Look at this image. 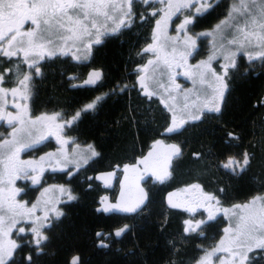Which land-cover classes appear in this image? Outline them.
<instances>
[{
    "label": "trees",
    "instance_id": "trees-1",
    "mask_svg": "<svg viewBox=\"0 0 264 264\" xmlns=\"http://www.w3.org/2000/svg\"><path fill=\"white\" fill-rule=\"evenodd\" d=\"M213 2L211 10L196 17V30H210L228 15L232 0ZM142 7L141 21L95 50L92 64L104 71V78L94 89H72L69 76L77 66L67 56L46 62L39 67L41 74L33 75L27 105L32 117L60 114L67 119L96 95L106 94L93 112H84L76 126L66 128L68 136L77 134L81 141L94 142L101 155L87 168L58 170L48 176L47 185L62 184L72 198L61 203L60 216L43 224L41 234L46 239L39 248L29 229L13 236L21 245L13 256L15 264H29V256L31 264H70L73 256L80 257V264H192L209 248L219 228L212 225L206 234L211 239L203 243L197 236L185 237L183 218L171 212L167 203L173 188L204 183L205 192L225 206L264 196V57L250 62L241 57L228 77L221 113L186 123L170 138L184 150L170 184L143 183L144 208L126 222L100 211L106 194L104 177L111 176L102 170L136 159L150 142L164 138L171 124L167 110L147 102L133 85L134 64L148 43L155 19ZM77 68L79 75L86 74V65ZM4 83L8 87L9 78ZM245 153L250 163L239 176L221 168L230 157L242 161ZM125 226L122 237L116 236ZM252 264H264L261 255Z\"/></svg>",
    "mask_w": 264,
    "mask_h": 264
},
{
    "label": "rangeland",
    "instance_id": "rangeland-1",
    "mask_svg": "<svg viewBox=\"0 0 264 264\" xmlns=\"http://www.w3.org/2000/svg\"><path fill=\"white\" fill-rule=\"evenodd\" d=\"M153 1L156 4L151 8V12L149 10L148 12H150L152 16L153 12H155V19L152 22L150 32V41H153L154 48L147 52L148 54L153 53L154 55L155 64L153 69L155 72L158 69V80L156 78L153 83H151L152 91L157 94L164 103H167L171 116L172 114H175L178 121L180 117H184L187 120L186 123H189L195 121L191 119L192 114L199 112L201 113V116L203 115L206 103L209 104V102L212 101L211 98L207 99L206 97L215 96L216 101H218L216 89L220 87V82L212 76L213 71L218 75L224 76V82L227 84V87L223 89V95H226L225 92L228 89V77L231 75L230 72L235 68L229 65V59L235 60L236 65L241 57H244L248 62L263 58L256 56L255 53L264 50V27H261L259 23L262 16L261 9L264 7V0H255L254 6L251 4V0H245L251 10L256 13L255 18H250L247 21H245L244 17L245 15H248V13L234 11L239 0H232L228 15L214 24L212 29L209 28L210 30L201 31L196 30L194 25L195 19L197 16L203 15L212 9L216 4L213 0H190V2L189 0ZM141 2L142 1H139V3ZM183 3H188L189 6L179 7V10H177L178 5ZM138 5V2L135 0L131 7L132 15L129 17L125 15L128 10L126 0H105L103 11L107 13V16L99 15L97 17L96 28H90L92 35H85L82 39L69 41L68 44L64 46L62 52L60 50H57V52L64 54L70 53L79 60L85 59L89 52V45L95 43L97 38L101 41L103 38L118 33L121 26L125 28L134 21L137 13L135 7H138ZM197 9L200 11L197 12ZM186 17L192 18V23L186 25L185 30L182 31L179 26L184 23ZM253 19L257 22H253ZM122 20L123 23H121ZM157 21H159V24ZM217 25L220 26L219 29H217ZM241 29H243V31H241ZM253 33H255V35H253ZM246 34L248 39L252 41L251 44L245 42ZM232 39H235L237 42L229 43L228 41ZM192 41L195 42L194 48ZM149 43L150 42L147 44ZM241 44H244L243 48H241ZM173 49H175V51H173ZM238 49L239 51H237ZM144 50L145 48L142 52H145ZM188 52H191L192 55H187ZM231 52H236V55L234 57L231 56ZM247 53H252L253 58L250 59ZM226 56H228L229 59H225ZM197 65H199V67H197ZM32 70L33 69H31V71ZM225 70H227L226 76L224 75ZM20 71L21 69L16 70L17 76H15V80L17 81L18 78L21 77ZM199 73H204V83L200 82ZM154 77H156V74L153 78ZM3 88L6 89V87ZM14 88L19 89L17 95L19 94L18 100L20 102L15 108L10 107L7 99L8 94L5 95L4 93H0V117H2V119H0V145H3V147H0V154L8 153L10 149L17 154L18 151L23 152L28 148L20 147L19 150H17V147L19 146L13 147L12 144H4L5 140L12 141L13 126L20 128L21 118L26 122L25 126L31 130V145L45 137L52 138V136L58 137L59 135L64 138L65 142L72 143L71 137L66 133V128L68 126L64 125L58 127V125L63 124L64 120H71L72 117L63 119L56 116L55 119L45 118L32 124L31 121L36 120L37 117L28 115L29 110L26 105L31 99V89L27 88V90H25V88H22L21 86L18 88L16 85ZM219 103L216 106H218ZM9 113L13 115L10 117L8 115ZM9 120H11V124L9 123ZM64 153L63 156H60L58 153L52 158H49V160L59 168L74 170L77 167L76 165L82 164L85 159H87V153L83 151L82 155H80L81 159L75 164V153L73 152V149L64 147ZM159 153H161L162 157H159L158 155L152 157L153 162H151V166L153 169L156 168L154 169L155 171H158L156 167L157 165H160L161 170L166 167V163L172 152L161 150ZM14 159L9 171H5V165L0 163V189H3V192H0V198H2L5 203L11 198L13 202L23 205V208L20 209V211L25 212L26 215L18 217L17 219L19 220V223L15 226L22 224L24 221H29L31 222V226L26 229L37 227L41 233L44 223L49 219L52 220L60 216V205L71 197L70 193L65 187L61 186L62 184L47 185L40 188L39 193L30 203L25 204V201L18 203V201L14 199L16 198L13 184L14 174H18L14 171L16 158ZM150 159H148V162H150ZM223 169L230 171L232 175H238L240 173L239 169L236 170L235 174L230 169H225L224 167ZM134 171H139V169ZM138 174L139 173L136 172H130L127 174L128 181L125 183L127 184L125 190L127 196H129L130 193H133L131 189H134V187L137 191V196H141V175ZM107 179L104 178V180ZM111 179H113V177L109 178V180ZM123 194L124 190L122 192V198ZM253 198L254 197L246 202L239 203L241 205L249 204V208L247 209L234 208L233 206L235 204L228 208H223L224 213L225 209L229 210L225 213V216L229 220V225L225 229H229V231L227 233L225 232V235L222 238L224 243L221 244L220 240L217 246H219L220 249L229 248L230 251H214L217 246L213 249L210 248L205 256H202L205 260V264L217 261L219 252H224V259L228 260L226 264L244 263L245 260H242V256L248 252L247 246L236 248L230 244V240L235 234L234 228L235 225L239 223V216L258 214L260 208L264 206V200H257L255 203H250ZM128 200L129 198L125 197L122 199V202ZM32 205H36V207L32 209ZM29 209H32L31 212H28ZM15 226L10 231L6 228L8 234L0 236V239L5 242L11 240V235ZM22 226H25V223H23ZM235 257H237L236 262ZM201 259L199 261H201ZM198 262L196 264H198Z\"/></svg>",
    "mask_w": 264,
    "mask_h": 264
},
{
    "label": "flooded vegetation",
    "instance_id": "flooded-vegetation-1",
    "mask_svg": "<svg viewBox=\"0 0 264 264\" xmlns=\"http://www.w3.org/2000/svg\"><path fill=\"white\" fill-rule=\"evenodd\" d=\"M139 1H142V2L139 3ZM136 2H138L139 5L138 7H135V9L137 10L136 17L134 21L131 22V24H129L130 26L128 25L125 28L121 26L118 33H115L111 36L103 38L98 44L91 43L88 49L89 52L85 59L79 60V59H76L70 53L64 54V53L57 52V54L52 57H49L47 56V54H45L44 58L42 59H39L37 57H34L33 55H30L27 58V62H26V58L23 52H17L16 55L10 58L0 55V73H3L4 75V80L0 82V87H6L4 85L5 84L4 82L6 81L7 78H9L10 85H8L6 89H9L8 91L9 94H8L7 99L9 101L10 107L15 108L20 104L18 100L19 94L17 95V93H19V89H17L15 94L11 92L10 90L13 89L15 85L18 88H20V86L22 88H25V86L20 83V81L24 79L25 75L29 76V80L25 81V84L27 85V88L31 89V81L33 79V75L35 74L39 76L41 74V70L39 71V73H36L34 68H29V63H31L33 59H38L37 66L41 67L46 62L57 60L63 56H67L69 57V60L73 64H75V66L77 67H83L84 65L87 66L85 75H81V74L79 75L80 69L75 67L76 72L72 74V76H69L70 79L73 81L72 89L74 90L94 89L95 87H97V85H99L104 78V71L100 68L98 69L95 68L94 65L92 64L95 58V50L101 45H103L104 42L107 41L108 39L113 38L114 36H118V34L123 33L125 30H130L132 27H134L135 23H137L138 21H141L142 20L141 11L143 8L142 6L146 7L151 12V8H153V5L155 6L156 4L153 0H148L147 3L143 2V0H136ZM148 10H146V12L152 16V14L148 12ZM29 26L30 25H25L26 28ZM31 27H34V26H31ZM150 40H151V37L149 35L148 42L150 43L147 45L146 44L143 45L145 49L149 48V46H151V50L154 48L153 41H150ZM49 47H51V45H49ZM143 47H142V50L144 49ZM0 48L6 49L7 45L4 44L3 42H0ZM140 50H139L140 59L138 60V62L134 64V68H133V75H134L133 85L136 87L141 97L147 99V102H151V103L154 102L158 106L159 104H161V106L165 110H167V113L170 114L171 118H169L168 121L171 122L173 114L171 116L170 110L167 107V103H164V101L152 91L151 83H153V81L156 78L158 80V69L156 72L153 69L154 64H155L154 55L153 53L148 54V52L146 51L141 52L142 50L141 51ZM149 61H152V63H149ZM17 69H21L20 71L21 77L18 78V81L15 80V76H17L16 75ZM31 69L33 70L31 71ZM95 73L100 74L98 78L94 75ZM155 74H156V77L153 78ZM90 79L92 82L86 83V81H89ZM227 92H228V89L225 92L226 95H227ZM216 95H217L218 101H216L215 96L206 97L207 99L208 98L212 99V101H210L209 104L206 103V105L208 107H211L213 105H217L220 102L218 105L220 108V111L219 112L209 111L208 107H206L203 115L201 116V121L203 119H206V117L208 116L210 117L218 116L221 113L226 95L224 94L225 97L223 95L222 98L219 96L218 92H216ZM105 97H106V94L103 93V95H99V96L96 95L95 97L90 99V102H88L86 105L92 103L93 101H96L95 107L93 109H88L87 111H83V109H85L86 107L85 105L82 110H76V112L72 115V117L75 116L77 112H80V116L75 122L72 123V126L74 127L78 124L84 112H87V113L93 112L94 109L101 103V100L105 99ZM97 98H100V99L97 100ZM28 104L29 102L26 105ZM59 117H61L60 114H59ZM175 133L176 132L168 133L166 131L164 138L150 142L147 149L139 153V156L136 159L129 161V162L125 161L120 164H115L113 165L111 169H108V170H102L103 173H105L106 175H111V176L104 177L108 179L103 181L104 186L106 188V194L101 199L102 207H100V211L104 212L107 217H110L112 214H114L115 216L123 217L125 218L124 221L126 222L127 218L135 217L139 215V213L143 210L145 201L136 212H124V211H120L119 209L111 207L112 205H121V206L133 205L140 198V196H137V191L135 187L134 189H131L133 193H130L129 196H127L126 194L125 190H126L127 184L125 183L128 181L127 174H129L130 172H136V173H139L138 175H141L140 176L141 186L143 183L147 182L148 180H152L153 182L159 183V184H165V185L170 184V182L174 178L173 170L176 164V160L180 157L183 158L184 156L183 148L180 147L177 142H174L173 140H171L172 139L171 137H173ZM58 137L56 136H52V138L45 137L44 139H41L33 143L31 147L26 148L23 152L18 151V153L15 154L14 158H16V162L14 166L23 168V171L19 172L18 174H14L13 184H14V192L16 193V198L14 199L17 200L18 203L25 201L24 203L28 204L31 201H33V198H35L37 194L39 193L40 188L47 186V178L49 175L54 174L58 170L66 169V168H59L58 166H56L53 162L49 160V158H52L54 155L58 153L60 154V156H63L65 154L64 147L73 149V152L75 153V164H77V162L81 159L80 155H82L83 151L87 153V162L86 163L83 162L80 165H76L77 166L76 169L74 170L71 169L73 171L87 168L90 164L95 162L101 155L99 148L94 144V142L81 141L79 135L77 134L71 137L73 144L65 142L64 138L60 137V135ZM157 141H160V143H156ZM170 145H178L181 149V154L179 156L174 155L173 150L171 149ZM89 146H91V148ZM160 149L166 152L167 151L172 152L166 163L167 164L166 168H167V171L170 173V175L164 181V183H160V181L157 180L156 175H154V172L162 171L160 165L156 166L158 171H155L154 169L156 168L153 169V167L151 166V162H153L152 160L153 156L158 155L159 157H162L161 153H159L161 152ZM93 150L97 153V155H92ZM149 153H152V155L149 156ZM41 157H43V159H41ZM145 157H148V159L151 158L150 162H148L149 166L147 169H145L144 164L140 163V161L143 160ZM76 158H77V161H76ZM21 161L27 162V163L21 165L20 164ZM224 163L225 162L221 163L222 169H223ZM125 166H128L127 169H125ZM136 169H139V171H134ZM25 172L28 173V175H25ZM227 172L230 173V171H227ZM240 174L241 173H239L237 176H239ZM110 177H113V179L109 180ZM193 185H198V187H192ZM204 185L205 184L201 182H194V183L185 184L183 187H175L169 193L168 199H167V203H168V207L170 211L174 213H178L183 218L182 225H183L185 237L197 236L198 239H200L199 242L203 243L207 239H211L206 236L208 232L210 234V231H209L210 227L212 225H218L219 231L215 233L214 236H212L213 241H211L209 248H206L202 253H200L198 258L194 260L192 264H196L202 258V256H205V254L210 248L213 249L214 247L218 245V242L222 240L223 236L225 235V228L229 225V220L227 219V217L225 216V213L223 212V208H228L229 206L222 205L221 202L217 198L211 201L206 199L207 195L210 193L205 192ZM16 189H19V192H16ZM123 190H124L123 198L128 197L129 198L128 201L122 202ZM142 190L143 192H145L143 187H142ZM31 191L35 192V194L32 195L33 197L32 199L28 198L30 196ZM132 201H133V204H132ZM216 201H219V203H217ZM172 205H176V206L173 207ZM106 208L108 209V211L104 210ZM209 214H211L214 218L209 220ZM186 220L191 221V227H195V225L200 221H206V223H203L200 225V228L203 229V234H199L200 232L199 229H197L196 231H189L186 233L185 228L189 227V225L185 224ZM23 223H25V226H23L25 230L26 228L31 226V222L29 221H24ZM23 223L18 226H15L12 232V235H11V240H13V236L18 234V232L16 231V228H19L20 226H22ZM29 231L32 232V229L29 228ZM123 233L118 237L121 238ZM223 253L224 252H221V253L219 252L218 257H217L218 260L210 264H226L228 260L224 259L225 255H223ZM246 255L249 257V259L245 260L243 264H252L255 259H258L260 257V255L262 259L264 260V252L259 251L256 248H253L252 251H248ZM236 260H237V257H235V262Z\"/></svg>",
    "mask_w": 264,
    "mask_h": 264
},
{
    "label": "snow or ice",
    "instance_id": "snow-or-ice-1",
    "mask_svg": "<svg viewBox=\"0 0 264 264\" xmlns=\"http://www.w3.org/2000/svg\"><path fill=\"white\" fill-rule=\"evenodd\" d=\"M135 0H126L128 5V10L125 15L131 17V7ZM143 2L147 3L148 0H143ZM190 2V0H189ZM251 4L255 5V0H251ZM105 6V0H0V42H3L7 45V48H0V55L6 57H12L17 54V52H23L26 62L27 58L30 55L37 57L39 59L44 58L45 54L47 56L52 57L57 54V50L63 51L65 45L68 44L69 41H75L77 39H82L83 36L89 35L90 28H96V19L99 15L107 16V13L103 11ZM188 3L179 4V7H188ZM200 10L197 9V12ZM234 11H242L248 13L245 15L244 19L247 21L250 18H255L256 13L251 10V8L246 4L245 0H239L238 5L234 8ZM261 19L259 23L261 27H264V7L261 9ZM155 15V12H153ZM231 15V13H230ZM253 22H257L253 19ZM123 23V20L121 21ZM159 24V21H157ZM192 23V18L186 17L184 23H182L179 28L180 30H185V26ZM25 25H30L29 27H25ZM34 26V27H31ZM130 26V25H129ZM219 25H217V29H219ZM243 31V29H241ZM255 35V33H253ZM226 38V37H225ZM191 39V38H189ZM229 43H236L235 39L229 40ZM245 42L247 44H251V40L248 39L247 34L245 35ZM95 43H100L99 38L95 40ZM194 41H192L194 48ZM51 45V47H49ZM244 47V44H241V48ZM151 46L146 48L144 51H150ZM175 51V49H173ZM239 51V49L237 50ZM251 58H253L252 53H247ZM183 55V53H182ZM187 55H192L191 52H188ZM231 56H235L236 52H231ZM256 56L264 57V50H261L258 53H255ZM225 59H229L228 56ZM152 63V61H149ZM204 63V62H201ZM38 65V59H33L31 63H29V68H34L36 73H39L40 68ZM229 65L231 67H235V60L229 59ZM199 67V65H197ZM10 71V69H9ZM97 78L99 77V73L94 74ZM224 75H227V70H225ZM212 76L220 82V87L216 89L219 96L223 97V89L227 87V84L224 82V76L218 75L216 72H212ZM200 82H205L204 73H199ZM4 80L3 73H0V82ZM29 80V76L25 75L24 79L20 81L21 84L25 86V90H27V85L25 81ZM92 82L91 79L86 81V83ZM143 87V85H142ZM9 89H5L0 87V93H4L5 95ZM15 93L17 89L13 88L10 90ZM100 98H97L99 100ZM96 101L86 105L83 111H87L88 109H93L95 107ZM205 107H208L205 105ZM209 111L219 112V106L213 105L208 107ZM11 117V113L8 114ZM59 114H55L53 117H47L48 119H55ZM80 116V112H77L75 116L71 118V120H64L62 125H58V127H62L67 125L71 127L72 123L75 122ZM46 117L41 116L37 117L36 120L31 121L32 124H35L38 120H43ZM201 118V113L197 112L196 114L191 115V119L199 120ZM2 119V117H0ZM187 122L184 117H180L179 121L175 114L172 117L171 125L166 129L168 133L178 132L183 128V125ZM11 124V120H9ZM20 128H16L13 126V139L12 141L5 140L4 144H12L13 147H17L19 150L20 147H31L30 138L32 136L31 130L28 129L25 125L26 122L23 118L20 119ZM20 134V135H18ZM231 136L232 134L229 133ZM156 143H160L157 141ZM3 147V145H0ZM91 148V146H89ZM173 150V154L179 156L181 154V149L178 145H170ZM15 153L10 149L8 153L0 154V163L5 165V171H9ZM92 155H97V153L93 150ZM152 153H149L151 156ZM198 155V154H194ZM43 159V157H41ZM87 162V159L84 161ZM27 162L21 161L20 164L23 165ZM140 163L145 165V169L148 168V157H145ZM250 163V158L247 153L244 154L243 160H237L235 158H229L226 163L223 164L225 169H230L234 174L236 170L239 169L240 173H243L247 166ZM128 166H125L127 169ZM14 171L19 173L23 171L22 167H15ZM25 175L28 173L25 172ZM157 180L160 183H164V181L169 177L170 173L167 171L165 167L161 172H154ZM11 182V181H9ZM192 187H198V185H193ZM0 192H3V189H0ZM16 192H19V189H16ZM72 198V197H70ZM147 199V193L143 192L141 189V196L133 205H112V208L119 209L124 212H136L140 206ZM206 199L215 200V197L211 194H208ZM257 200H264V197H254L250 203H255ZM219 203V201H216ZM175 207L176 205H172ZM36 205H32V209H34ZM237 209H247L249 208V204H236L233 206ZM23 208V205H19L11 200L5 201L0 198V236L7 235L8 231H10L17 223H19L18 217H23L26 215L25 212L20 211ZM32 209H29L28 212H31ZM108 211V209H104ZM229 210L225 209V213ZM59 214V213H58ZM235 215V213H234ZM214 217L209 214V220ZM206 223V221L198 222L195 227H191V221H185L186 225L189 227L185 228V232L200 230L199 234H203V229L200 228V225ZM6 228L8 231H6ZM127 230V226L121 228L116 231L115 235L120 236L123 232ZM18 233L25 232V228L20 226L16 228ZM229 229H225L227 233ZM32 232L35 234V244L37 248H39L42 240L46 239L37 227H32ZM234 236H232L230 240V244L236 248H241L247 246L248 251H252L253 247L258 249L259 251L264 252V206H262L259 210L258 214H247L239 216V223L235 225L234 228ZM99 236L100 233H97ZM251 242V243H249ZM223 239L221 240V244H223ZM106 246V245H102ZM21 248V245L18 244L15 240H9L5 242L0 239V264H15L13 259L14 253L16 249ZM230 251L229 248L220 249L219 246L214 251ZM210 255V254H209ZM29 264H31L32 257H27ZM249 257L245 254L242 256V260H248ZM70 264H80V257L73 256ZM198 264H205L204 258L198 262Z\"/></svg>",
    "mask_w": 264,
    "mask_h": 264
}]
</instances>
